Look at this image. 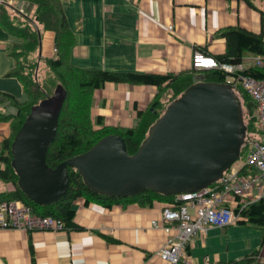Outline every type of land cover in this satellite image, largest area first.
Instances as JSON below:
<instances>
[{"label":"crops","instance_id":"1","mask_svg":"<svg viewBox=\"0 0 264 264\" xmlns=\"http://www.w3.org/2000/svg\"><path fill=\"white\" fill-rule=\"evenodd\" d=\"M251 1L254 6L244 0H61L75 38L70 61L83 68L109 70L166 73L189 69L195 50L214 57L225 51V40L216 36L219 29L241 26L262 31L264 0ZM13 40L0 24V92L22 98L24 90L18 81L22 83L11 73L15 69L10 53ZM39 50L36 55L43 58L55 55L53 32L41 31ZM243 64L254 65V55L246 53ZM156 91L150 84L108 81L94 91L91 116L101 115L109 126L133 127L137 109H148ZM2 100L0 111L12 112H6L13 106ZM9 133L10 122L0 121V150ZM13 188L11 182L0 181V193ZM167 203L157 200L152 206H142L120 201L107 207L80 198L74 204V222L81 230L0 227V264H169L158 255L167 234L151 226V219H160ZM244 227L234 223L196 233L180 264L227 262L257 247L259 259L264 260L261 230L253 232L257 241L248 244L246 239L239 248L238 232ZM175 232L170 230V234Z\"/></svg>","mask_w":264,"mask_h":264},{"label":"trees","instance_id":"2","mask_svg":"<svg viewBox=\"0 0 264 264\" xmlns=\"http://www.w3.org/2000/svg\"><path fill=\"white\" fill-rule=\"evenodd\" d=\"M22 1L28 3V6H35L34 17L36 19L30 18V20L35 25L40 24L43 31L53 32L56 53L52 57L44 58L36 55L40 48L37 27H34L29 20L22 21L10 16V12L7 11L4 5L0 4V24L14 37L10 53L14 55L15 69L11 73L15 74L21 81L26 93V98L19 100L14 94L0 92V97H3L2 101L8 100L9 105L16 108L15 112L3 113L0 111V121L10 122V133L1 141L0 181L11 182L14 185L12 190L0 193V202L18 200L29 206L32 212L37 215L50 214L61 218L65 224L63 230H81L83 227L74 222V204L80 198H83L85 203L96 201L107 207H111L112 204L120 201L138 203L142 206H152L157 200L174 201L176 195H165L151 189H146L129 197L100 194L86 186L76 168L68 167L70 178L64 196L59 201L48 205L39 204L25 194L18 185V174L11 164L12 142L32 106L47 95H52L56 87L62 85L67 94L59 112L57 133L48 148L46 158L51 167H56L67 158L87 151L108 134L121 135L126 141L129 153L133 154L146 137L150 125L161 115L170 100L178 97L189 85L196 81L195 76L197 73L203 75L200 79L219 82L228 81V73L221 68L199 69L192 65L189 69L166 73L79 67L70 61L71 47L75 38L61 0ZM244 1L250 6H254L251 0ZM261 21L262 31L260 33L241 26L219 29L216 36L225 40L226 49L221 54H215V58L220 62L237 64L243 62L246 53L260 55L263 63L249 66L242 73L256 78H263L264 12H262ZM41 62L48 69L42 83L38 78ZM108 81L156 86V94L148 109L144 111L137 109V123L135 126H109L105 124L101 115H97L95 119L92 118L91 108L94 103V91ZM231 83L235 92L241 98L243 111L245 108L247 113V121H245L247 125L246 143L241 149V156L243 154L244 159L249 149L250 139L256 138L260 134L256 116V103L245 93L237 79ZM50 86H54L52 93L49 91ZM167 94H170L171 97L166 100L165 96ZM247 167V165H244L240 172H245ZM216 184L217 182L212 185ZM237 210L239 218L236 223L245 226L251 225L250 227L255 226L260 229L262 240H264V198L248 202L241 209L237 206ZM259 252L260 248L257 247L241 258L216 264H264V261L259 259Z\"/></svg>","mask_w":264,"mask_h":264},{"label":"water","instance_id":"3","mask_svg":"<svg viewBox=\"0 0 264 264\" xmlns=\"http://www.w3.org/2000/svg\"><path fill=\"white\" fill-rule=\"evenodd\" d=\"M66 94L58 85L34 104L12 142L18 185L42 205L64 196L68 167L78 170L88 188L107 196L129 197L146 189L165 195L198 191L221 179L246 143L243 106L233 84L199 79L166 105L133 154L121 135L108 134L51 167L48 148Z\"/></svg>","mask_w":264,"mask_h":264},{"label":"built area","instance_id":"4","mask_svg":"<svg viewBox=\"0 0 264 264\" xmlns=\"http://www.w3.org/2000/svg\"><path fill=\"white\" fill-rule=\"evenodd\" d=\"M173 25H169L172 29ZM56 50V48H55ZM260 55H254V65H261ZM195 68H221L228 73L231 83L238 80L245 93L256 103L260 134L250 139L246 157L234 163L216 185L198 191L175 194L174 201L162 209L161 218L151 219L153 228L163 229L167 236L158 255L169 264H180L186 247L198 232L210 227H225L237 222L239 212L248 202L264 198V77L256 78L242 71L243 62L230 64L195 50L192 56ZM236 74V76H234ZM247 165L245 172L240 169ZM215 182V183H216ZM214 184V183H213ZM239 197V199H237ZM64 221L53 215H37L18 200L0 202V227L39 230H63ZM175 229L174 234L170 230Z\"/></svg>","mask_w":264,"mask_h":264},{"label":"rangeland","instance_id":"5","mask_svg":"<svg viewBox=\"0 0 264 264\" xmlns=\"http://www.w3.org/2000/svg\"><path fill=\"white\" fill-rule=\"evenodd\" d=\"M23 3H24V5H23ZM0 4L4 5V7L7 9V11L10 12V16H13L14 18H17L18 20H22V21L29 20L34 27L35 26L36 27L38 26L40 28V30H42L41 27H40V24H36L35 25V23L30 20V18L36 19L34 17L35 12H32V10H33V6L32 5H29L28 6V3H25L22 0H20V1H16V0H0ZM14 6H15V8H14ZM26 16H29V18H27ZM36 22L38 23V21H36ZM47 72H48L47 67L44 65L43 62H41L40 63V68L38 70V78L41 80V83L44 81V79H45V77L47 75ZM202 76L203 75H201L200 73H197L196 76H195V79L196 80H199L200 77H202ZM18 84H19V86L23 87L20 84L19 81H18ZM53 87L54 86H50V89H49L50 93L53 92ZM23 90L24 89H22V91ZM23 94L24 95L22 96V98H19L17 96L19 100L25 99V96L26 95H25L24 91H23ZM165 97H166V100H167V99H170L171 95L170 94H167ZM245 110L246 109L244 108V118H245V121H247V113L245 112ZM9 111H12L13 112V111H15V108L8 107L7 110H6V112H9ZM243 157L244 156L242 154V156L240 157V159H243ZM250 226L251 225H248L247 227H244L243 229H241V230H243L242 232H238V238H239V241L241 242L239 244V248L240 249L242 248L243 244H245L246 239H247L248 244H249V241H250V243H253V241L255 242V241L258 240L257 239V236L255 234H253V232H259L260 229L256 228L255 226H252V227H250ZM261 261H264V260H261Z\"/></svg>","mask_w":264,"mask_h":264}]
</instances>
